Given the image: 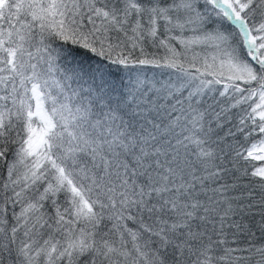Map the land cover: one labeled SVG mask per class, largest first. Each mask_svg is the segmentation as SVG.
Instances as JSON below:
<instances>
[{
    "label": "snow or ice",
    "instance_id": "snow-or-ice-1",
    "mask_svg": "<svg viewBox=\"0 0 264 264\" xmlns=\"http://www.w3.org/2000/svg\"><path fill=\"white\" fill-rule=\"evenodd\" d=\"M0 264H264V0H0Z\"/></svg>",
    "mask_w": 264,
    "mask_h": 264
}]
</instances>
